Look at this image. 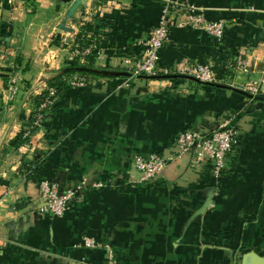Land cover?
Listing matches in <instances>:
<instances>
[{
	"label": "crops",
	"instance_id": "obj_1",
	"mask_svg": "<svg viewBox=\"0 0 264 264\" xmlns=\"http://www.w3.org/2000/svg\"><path fill=\"white\" fill-rule=\"evenodd\" d=\"M75 1L0 0V264H264V0H186L228 21L224 39L173 28L159 65L174 73L129 85L126 60L141 57L163 2L85 0L69 16ZM76 44L96 47L86 84L64 87L20 142L37 97L56 86L51 68ZM7 59L24 66L22 94L7 88ZM195 63L220 81L175 72ZM226 120L237 143L221 177L185 154L155 182L135 181L134 155L167 154L181 130L209 134ZM84 177L104 186L63 216L40 210L42 180L67 188Z\"/></svg>",
	"mask_w": 264,
	"mask_h": 264
},
{
	"label": "built area",
	"instance_id": "obj_2",
	"mask_svg": "<svg viewBox=\"0 0 264 264\" xmlns=\"http://www.w3.org/2000/svg\"><path fill=\"white\" fill-rule=\"evenodd\" d=\"M163 2L162 13L159 23L152 27L148 35L141 40L143 46L140 58L126 60L129 77L126 84L145 77H156L158 75L168 76L174 71L170 68H162L159 65L160 51L169 39L173 28L195 29L206 33L214 40L221 42L226 34L228 21L226 19L213 20L208 18L204 9L192 2L186 0H161ZM94 45L81 46L74 45L73 50L68 52L67 58L73 60L79 58L85 61L87 55H92L95 50ZM15 67H19L15 62ZM236 67L240 70H248V59L239 54L235 59ZM187 79L194 80L201 84H217L220 79L213 66L209 63H195L175 71ZM262 75L264 77V62L262 66ZM193 77L194 79L190 78ZM13 83H19V76L14 75L11 78ZM69 86H80L86 84V77L73 74L67 79ZM17 87V85H15ZM254 93L257 89L249 88ZM58 87L51 86L46 92V97L40 105V113L33 120L25 136H30L35 128L43 122V111L53 106L57 97ZM32 122V121H31ZM237 143V131L226 120L218 128L209 134L201 133L196 128H185L181 130L175 140L173 150L169 153H160L157 151L149 154H136L132 159V167L139 172L135 181L139 183H152L160 179L170 163L175 158L185 154H194L200 160L211 161L214 169V175L221 177L226 167V157L233 150ZM104 186L103 182L90 181L87 177L82 178L74 185L67 188L59 183L44 179L39 183L40 197L43 202L40 210L51 216H63L72 207L75 200L81 196L85 189H96ZM3 200L0 199V203ZM84 243L88 247H97L99 244L95 239L85 237Z\"/></svg>",
	"mask_w": 264,
	"mask_h": 264
},
{
	"label": "rangeland",
	"instance_id": "obj_3",
	"mask_svg": "<svg viewBox=\"0 0 264 264\" xmlns=\"http://www.w3.org/2000/svg\"><path fill=\"white\" fill-rule=\"evenodd\" d=\"M94 53L96 54V51H94L92 55H87L85 61H82V63H81L79 58L69 60L67 58V55H66L65 62L67 64L65 66L60 67V68L59 67L58 68H51L50 73L53 75V77L58 76V75L62 76L63 80H65L66 83H67V79L73 74L83 75L86 77L88 71L86 70L87 67H85V66H86V64L89 63V57H93ZM15 63H17V62H15ZM5 65L3 67V71H4L3 73L6 77H8V79L6 80L7 88H9V90L12 93H15L16 95L22 94V92H24L26 90V86L23 83V81H19V83H13L11 81V78L14 75L21 76L23 74V70H21L23 65L20 63L18 65L21 68L15 67V65L14 64L12 65L10 60H8V59L5 62ZM23 68H24V66H23ZM128 74H129V72H128ZM8 80H9V82H8ZM86 82H87V78H86ZM15 85H17V87ZM14 99L12 101H14ZM37 107L39 110L41 109V107L39 105L37 106V103H35V108H37ZM38 113H40V111H36V114H38ZM35 117H32L33 120L35 119ZM29 122H31V120ZM28 124L29 123L27 122L26 126H28Z\"/></svg>",
	"mask_w": 264,
	"mask_h": 264
},
{
	"label": "trees",
	"instance_id": "obj_4",
	"mask_svg": "<svg viewBox=\"0 0 264 264\" xmlns=\"http://www.w3.org/2000/svg\"><path fill=\"white\" fill-rule=\"evenodd\" d=\"M92 65H93V57H89V63L85 66V67H92ZM169 76V75H168ZM184 79H186L187 80V78H185V77H183ZM191 82H193V81H191ZM207 85H216V84H207ZM56 86L58 87V91H57V95L59 94V93H61V91L63 90V88L64 87H67L68 86V84L65 82V80H63V78H62V76H57L56 77ZM45 97H46V93L44 94V95H42V96H39V97H37V99H36V103H37V105H41L42 103H43V101L45 100ZM43 111V110H42ZM31 121L32 122H30V123H33V118H31ZM28 124V126L21 132V135H20V137H19V141L20 142H23V141H26L27 139H28V136H25L24 137V135H25V132H26V130L30 127V126H32V124Z\"/></svg>",
	"mask_w": 264,
	"mask_h": 264
},
{
	"label": "water",
	"instance_id": "obj_5",
	"mask_svg": "<svg viewBox=\"0 0 264 264\" xmlns=\"http://www.w3.org/2000/svg\"><path fill=\"white\" fill-rule=\"evenodd\" d=\"M61 1H63V2H71L72 0H61ZM83 1H85V0H77V1H75L73 4H72V6L70 7V10H69V13H68V15L69 16H72L73 15V13H74V11L78 8V6L81 4V2H83ZM100 73H103V74H116V73H111V72H109V73H104V72H100ZM127 75H128V73H127ZM190 78H192V79H194L193 77H190Z\"/></svg>",
	"mask_w": 264,
	"mask_h": 264
}]
</instances>
